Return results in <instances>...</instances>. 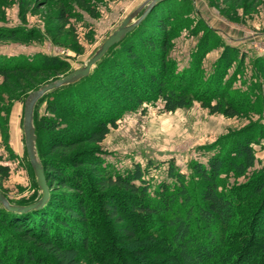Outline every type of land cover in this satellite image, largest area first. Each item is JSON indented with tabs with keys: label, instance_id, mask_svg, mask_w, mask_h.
<instances>
[{
	"label": "trees",
	"instance_id": "trees-1",
	"mask_svg": "<svg viewBox=\"0 0 264 264\" xmlns=\"http://www.w3.org/2000/svg\"><path fill=\"white\" fill-rule=\"evenodd\" d=\"M179 1L155 3L88 75L47 92L55 97L53 111L90 125L82 132L56 118H33L49 198L26 212L0 204V264H81V252L96 264H264V166L246 181L225 186L230 175H244L254 165L252 143L264 134L259 123L204 147L202 159L190 162V178L169 159V181L157 186L146 177L149 166L112 168L93 150L82 158L66 155L77 142H101L121 113L157 99L165 111L188 107L194 100L230 116L261 109L263 99L251 100L245 91L230 90L231 75L225 78L240 53L235 46L224 42L210 70H203L211 27L206 25V40L186 65L178 67L167 57L169 25ZM28 30L0 26V40L25 37L32 32ZM242 59L240 55L236 69ZM255 65L254 75H264L263 56L255 57ZM27 68L34 75L60 74L70 65L55 55L41 54L30 62L0 55L4 78ZM41 128L51 131L46 155L39 145ZM86 164L92 171L83 167ZM9 171L0 164V185ZM53 183L72 189L71 194L57 192Z\"/></svg>",
	"mask_w": 264,
	"mask_h": 264
},
{
	"label": "rangeland",
	"instance_id": "rangeland-1",
	"mask_svg": "<svg viewBox=\"0 0 264 264\" xmlns=\"http://www.w3.org/2000/svg\"><path fill=\"white\" fill-rule=\"evenodd\" d=\"M146 1L0 0V26L32 31H26L29 34L25 37L0 40V55L28 62L41 54L55 55L70 65L60 74L34 75L27 68L9 72L6 78L0 75V164L10 168L0 191L12 203L36 199L40 195L24 145L22 119L27 94L84 65L122 19L138 10L136 18ZM178 6L176 18L169 25L172 39L167 57L174 59L178 67L186 65L193 50L206 40L204 30L211 27L214 31L209 32L208 51L201 62L203 70H210L224 42L235 46L240 53L228 68L225 78L231 75L230 90L245 91L251 100L263 99L261 111L254 107L255 111L230 116L211 109L200 100H194L185 108L165 111L157 99L121 113L101 142H77L66 155L82 158L93 150L110 162L112 168L124 169L133 163L149 166L146 177L150 178L153 186H157L168 180L166 162L169 159L174 160L177 169L190 178V162L201 158L204 147L253 122L264 127V75H254L255 57H264V0H242L240 5L227 0H180ZM240 55L243 59L236 69ZM54 99L51 93L46 92L35 104L33 118L36 121L45 116L56 118L82 132L88 128L90 123L78 117L63 115L60 110L53 111L51 104ZM48 141H51L50 129H39L43 155L47 153ZM252 145L254 165L244 175H230L225 179L226 187L246 181L264 166V134ZM83 167L92 171L87 164ZM52 186L58 188L55 183ZM56 190L65 195L72 191L68 188ZM81 256V264H96L85 252H81Z\"/></svg>",
	"mask_w": 264,
	"mask_h": 264
},
{
	"label": "water",
	"instance_id": "water-1",
	"mask_svg": "<svg viewBox=\"0 0 264 264\" xmlns=\"http://www.w3.org/2000/svg\"><path fill=\"white\" fill-rule=\"evenodd\" d=\"M160 0H147L142 6V12L136 18L138 10L128 14L120 24L100 43L95 52L90 56L87 62L60 76L54 80L48 81L40 85L37 89L29 92L24 100L22 129L24 133V145L29 163L33 169L36 184L40 190V196L36 200L28 204H16L10 202L6 196L0 191V204L7 210L16 212H26L32 209H38L49 198V190L46 178L43 172V165L38 157L36 150V134L33 124L34 106L38 99L46 92L58 88L60 86L76 82L80 78L88 75L107 50L115 43L119 42L127 32H129L140 20L151 10L152 6ZM134 18V19H133Z\"/></svg>",
	"mask_w": 264,
	"mask_h": 264
}]
</instances>
